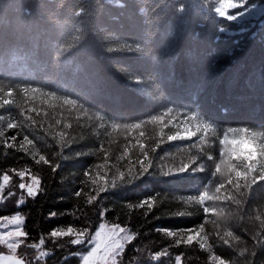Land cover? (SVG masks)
Segmentation results:
<instances>
[{
  "label": "trees",
  "instance_id": "16d2710c",
  "mask_svg": "<svg viewBox=\"0 0 264 264\" xmlns=\"http://www.w3.org/2000/svg\"><path fill=\"white\" fill-rule=\"evenodd\" d=\"M185 2L0 0V180L7 173L11 186L6 191L14 193L5 196L0 217L16 212L24 217L28 236L19 248L22 257L34 258L37 250L28 245L43 237L41 247L49 253L42 264H80L71 253L88 252L89 233L85 243L76 245L69 236L48 234L69 225L94 231L104 207L109 209L105 219L138 233L118 264H171L177 254L182 264H213L210 253L248 264L240 249L254 247L250 236H264V182L249 194L251 173L236 175L249 170L243 160L234 161V167L218 164L190 141H168L159 137L158 127L143 122L171 107L185 117L198 113L219 128L264 131V32L256 24L259 35L253 37L251 25L224 21L232 35L221 33L224 25H212L211 19L180 16L179 5ZM196 3L208 8L211 0ZM136 76L142 82L135 83ZM174 131L172 125L164 128L166 134ZM13 135L15 141L8 139ZM24 135L33 144L26 142L22 149ZM153 137L163 143L145 155L142 145L152 144ZM39 155L60 168L53 173L49 165L37 164ZM101 156L107 172L98 169L104 177H97L98 183L116 177V184L86 204L83 192L74 193L82 187L85 170L100 163ZM201 164L204 171L197 168ZM161 166L173 171L162 175ZM23 169L40 180L43 191L35 197L18 187L16 172ZM84 192L91 194L92 187ZM147 196L156 200L146 214L147 206L127 207ZM74 209L76 215L67 214ZM50 211L65 215L49 217ZM194 225H202L196 229L205 242L177 245L178 238L156 231ZM161 248L169 255L160 260L147 256ZM262 261L264 244L256 256L257 264Z\"/></svg>",
  "mask_w": 264,
  "mask_h": 264
},
{
  "label": "snow or ice",
  "instance_id": "6c2138e0",
  "mask_svg": "<svg viewBox=\"0 0 264 264\" xmlns=\"http://www.w3.org/2000/svg\"><path fill=\"white\" fill-rule=\"evenodd\" d=\"M249 2L250 0H211L210 7L205 8L202 5H197L196 0H186L185 3L179 5L180 7H179L178 14L182 17L187 16V15H198L202 17L204 20L211 19L212 25H224L219 28V31L221 33L227 32L229 36H231L232 33L227 31L229 25L225 24L224 21L237 22L238 24L242 26L251 25L252 26L251 34L253 37H255L256 35H259V33L254 30V27L256 24H259L260 32H264V0H253L252 6L247 7ZM229 9H233L234 11H228ZM217 16L223 19L218 20ZM244 30H248V29L245 28ZM217 39H219V37H217ZM132 80H134L135 83L142 82L141 77L139 76L133 77ZM12 92H13L12 88L10 87L7 88L6 90L7 96L10 97L12 95ZM3 94H4L3 91H0V95H3ZM7 102L10 103V100ZM68 103H71V101H68ZM180 115H181L180 112H176L173 108L169 107V108L164 109L161 113L157 114L156 116L148 118V120L144 121L143 123L145 124L150 123L151 125L158 127L159 137L166 136V139L168 141H173L181 137V133L177 131L176 133H173V134H166L164 132V128L168 127L169 125H172V127H177V125L172 124V119L179 118ZM184 115L185 114H183V117ZM190 121H191V124H195L196 126H195L194 131H184V133L188 137H192L193 135H195L196 132H200L201 140H207L209 133L213 135L215 131L213 125H211L210 123L206 121L200 120L198 113L190 114ZM195 121H199V122L194 123ZM189 125H190L189 123H184L182 126L186 130L189 128ZM137 127H139V125H137ZM236 131H240V130L230 127L224 132L223 136L219 134L213 135L215 136L216 140H218L219 143L223 142L224 144L223 153L219 151V154L217 157H214L213 154H211L210 152L206 153L205 155L209 159L213 160L214 162L218 160L226 159L227 154L229 152V149L227 147V137L229 134L236 132ZM242 131L247 133L248 130L245 128V129H242ZM18 134L19 133H17L16 135ZM256 134L264 135V132L256 133ZM16 135H13L9 137L8 139L15 141ZM141 135H143L142 132H141ZM3 136H4V130H0V137H3ZM63 140H64V137L61 135L60 138L58 139V143L60 144L61 151L63 149ZM152 140H153L152 144L142 145V151L145 155H148L149 152H155L157 147H159V145L163 143L162 139H159L156 137H153ZM4 142L5 144H7V140H5ZM26 142L28 145L33 144V141L29 139L28 135H24L23 142L19 145V147L23 149L26 145ZM70 144H71V141H68V145ZM8 146L11 147L12 145H8ZM102 151H104L105 153H108V149H102ZM85 154L86 153H76L75 155L80 156V155H85ZM65 158H68V157H65ZM98 160L100 161V163H94L92 167L85 170L84 172L85 178L81 180L82 187L79 190H77L76 193H74L75 196L79 197L80 194L83 192L85 196L86 204H91L95 202L97 200V197H99L101 193H105L108 191L109 186L115 187V184H116V177H107V184L98 183L97 177H100L101 180L104 179V177L101 176V172L98 171V169H102L105 173L107 172V165L104 162L105 157L101 156L98 158ZM41 162L49 165L53 173L56 172L57 168H60L59 163H56V164H53L52 162L50 163V161L45 158V155H39V159L36 160L37 164ZM180 168L181 170H184L183 164L180 166ZM197 168L201 171L205 170L203 164L198 165ZM255 169H256V165L253 164L249 166V170L247 172L239 171V170H237L236 172L237 177L247 176L251 173L252 179L250 183L247 184V187L249 189V194L251 193V188L253 185H255L258 181L264 182V167L260 168L258 172H256ZM188 170H191V167H189ZM9 171H12V170H9ZM172 171L173 170L166 169L164 166H161L162 175H168ZM26 172H27V169H23V170L16 172V175L20 177V182L18 184V187L19 189L25 190L28 197H35L38 191H43V189L40 188V180L35 175H31L30 182L26 183L24 181V176ZM9 179L10 177L7 173H5L2 176V180H0V193L3 192L4 186L9 181ZM90 186L92 187L91 194L88 192H84V188L90 187ZM7 195L12 196L14 195V193L11 190H9ZM155 200H156V197L147 196L143 198L142 200L137 201L135 204L129 203L127 207L132 208V207L147 206L145 209V214H146L147 210L152 207L153 202ZM23 202H24V199L22 196L21 199L18 201V203L22 204ZM77 211L79 210L74 209L72 212L67 213V214L76 215ZM108 211H109L108 208H104V207L100 208L98 212V216H100L101 219H100V222L97 223L98 226L94 229V231L91 228L86 229L81 226H72V225L57 226V227L52 228L48 235L50 236V238H57V237L62 238L65 236H69L70 242L73 245H76L77 243H85V240L77 241L75 237H71L70 234L72 232H78L80 234L87 232L89 233V235L86 238L87 247L89 248L88 251L92 254H95L98 250L101 249V248H98V245L101 242V237H106L104 245H103V249H109L116 245H119L122 248H125L126 244H121V240L122 239L127 240L129 243L134 239V237L138 233L130 232L127 227H122L121 224L117 223L115 220L109 221L105 219V214ZM58 214L65 215L64 212L57 213V212L50 211L48 213L49 217H56ZM177 215H182V214L177 213ZM23 222H24V217L20 214V212H16V214L11 217L7 215L0 217V228L7 227V225L9 224L16 226L14 230L0 231V245L6 246L8 250L7 255L0 253V259H3L5 261V264H26V261L23 258L18 257L17 255V248L25 242L21 238L28 236V233L23 230V227H22ZM101 225H104L103 229H101ZM106 226H110V227H106ZM201 226L202 225H194V226H190L187 228H181V229H166V228L158 227L156 228V231L170 237V236L177 235V233H180L181 235H183V233L188 232L189 230H192V229L199 228ZM121 229H123L124 233L126 234L123 237L117 235V233ZM98 230L100 231L101 236H97ZM232 235H233V238L236 240L242 239L241 237L236 236L235 234H232ZM258 237L260 238L258 239ZM193 240H188L187 242H184L182 240H177L175 243L177 245L181 243L185 245H190L193 242ZM250 240L252 241V245L254 247H252L251 250H249L248 247L242 248L240 249V253L242 255L246 254L248 256V264H257L256 262L257 249H259L260 246L264 244V236H260V234L253 235V236H250ZM44 243H45V240L43 237H41L39 240V243H31L28 245V247L34 248L37 250V254H36L37 264H40V261L43 260V258L48 255V253L44 251V249L41 247L42 245H44ZM225 243H228V241L226 240ZM244 243L247 244V241H245ZM201 248H204L203 244H201ZM135 250L142 254L145 253L144 248L137 247ZM71 255L77 256L80 260L83 258L84 253L73 252L71 253ZM168 255H169V252L167 248H161L156 251L147 252V256L154 260H160L161 257H165ZM215 255L216 254L210 253V257H212V259L210 260L212 262L215 259ZM65 259H67V257H65ZM220 259L224 261V264H232V261L228 258L220 257ZM174 264H182L181 254H177L175 256ZM262 264H264V261H262Z\"/></svg>",
  "mask_w": 264,
  "mask_h": 264
},
{
  "label": "rangeland",
  "instance_id": "374dc122",
  "mask_svg": "<svg viewBox=\"0 0 264 264\" xmlns=\"http://www.w3.org/2000/svg\"><path fill=\"white\" fill-rule=\"evenodd\" d=\"M251 6H252V3L250 0L247 7H251ZM228 11H234V10L229 9ZM176 112H178V111H176ZM198 122L199 121H195L194 123H198ZM184 123L190 124L189 128L186 130L182 126ZM172 124L177 125V127H175V128L177 129V131H179L181 133V137L177 138L176 140L180 141V142L190 141L191 142L190 145L192 144V145L196 146L195 148L198 150L199 154H201V153L206 154V153L210 152L211 154L215 155V157H217L219 154V151L221 153H223V149H224L223 142L219 143L218 140H216L215 136H213V135L219 134V135L223 136L224 132L227 129L219 128V127L213 125L214 130H215L213 135L211 133H209L207 140H201V133L200 132H196L195 135H193L192 137H188L184 133V131H194L195 130L196 125L191 124L189 116L183 117L182 115H180L179 118L172 119ZM242 129H245V128H239L238 130H240V131H236V132H233V133L228 135L227 147L229 149V152L227 154V158L224 160H218V162H219L218 164H220L221 162H227L231 166H233L236 164V162H234V161L243 160L246 163L248 169H249L250 165L255 164L256 165L255 171L258 172L260 168L264 167V135H257L256 133H262L264 131L247 129L248 131H247V133H245L242 131ZM177 131H174V132L176 133ZM210 150H212L213 152H211ZM31 175H33V174L26 172V174L24 176V181L26 183L30 182V176ZM1 180H2V178H1ZM10 186H11V178L5 184L3 192L0 193V205L3 203V200L5 199V196H7V193L9 191V190L6 191V189L9 188ZM23 191H25V190H23ZM205 193H210L209 188L206 192H204L203 196H201L202 199H204ZM13 215H15V214H13ZM13 215H8V216L11 217ZM15 227H16L15 225L9 224V225H7V227L0 228V231L14 230ZM22 227L24 230V222H23ZM106 227H110V226H106ZM70 235H74V237L77 241L85 240V238H86V233L80 234L78 232H72ZM117 235L123 237L126 234L124 233L123 229H121L117 233ZM173 237L178 238L179 240H183V241L193 240V238H194L193 241L199 240V241L205 242V238L200 234L199 229L189 230L188 232L183 233V235H181L180 233H177V235H174ZM21 239H24V237H22ZM77 244H80V243H77ZM121 244L127 245L128 241L122 239ZM20 246H22V244ZM20 246L17 248L18 257L23 258L26 261V264H28V261L31 264H37L36 255L34 258L33 257L26 258V257H22L19 254ZM123 250H124V248H122L119 245H116V246H113L109 249H100L95 254H92L88 251L87 253H85L83 255V258L81 259L80 264H118L119 256L122 254ZM44 251L49 253V250L44 249ZM0 253L5 254V255L8 254V250H7L6 246L0 245ZM211 259H212V257H211ZM212 263L213 264H224V261L215 255V259L213 260ZM0 264H5V261L3 259H0ZM40 264H42L41 261H40ZM171 264H174V262Z\"/></svg>",
  "mask_w": 264,
  "mask_h": 264
},
{
  "label": "clouds",
  "instance_id": "9594fccd",
  "mask_svg": "<svg viewBox=\"0 0 264 264\" xmlns=\"http://www.w3.org/2000/svg\"><path fill=\"white\" fill-rule=\"evenodd\" d=\"M103 228H104V225H101V229H103ZM97 236H101V233H100L99 230H98V232H97ZM105 239H106V237H101V242H100V244L98 245V248L103 249V245H104ZM94 251H95V250H94Z\"/></svg>",
  "mask_w": 264,
  "mask_h": 264
}]
</instances>
